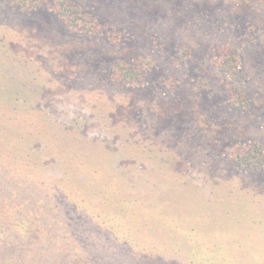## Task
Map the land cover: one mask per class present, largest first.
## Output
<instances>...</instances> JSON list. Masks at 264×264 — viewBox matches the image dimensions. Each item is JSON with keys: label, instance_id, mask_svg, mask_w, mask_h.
<instances>
[{"label": "rangeland", "instance_id": "rangeland-1", "mask_svg": "<svg viewBox=\"0 0 264 264\" xmlns=\"http://www.w3.org/2000/svg\"><path fill=\"white\" fill-rule=\"evenodd\" d=\"M0 221V264H264V0H0Z\"/></svg>", "mask_w": 264, "mask_h": 264}, {"label": "trees", "instance_id": "trees-1", "mask_svg": "<svg viewBox=\"0 0 264 264\" xmlns=\"http://www.w3.org/2000/svg\"><path fill=\"white\" fill-rule=\"evenodd\" d=\"M24 1H26V0H24ZM73 23V22H72ZM98 211H100V208H99V210ZM7 213V212H6ZM96 217H97V219L99 220V215H97L96 214ZM113 219H114V224H116L117 222H119V218L118 217H116V216H114V217H112ZM102 219V218H101ZM3 221V220H2ZM2 221H0V223L2 222ZM8 223H10L9 221H7ZM172 223V222H171ZM2 224V223H1ZM25 223L23 222V221H21V220H12L11 221V224H10V227H14L15 228V231L18 233V231H20L21 233H22V231L21 230H19V229H21V228H23ZM19 227V228H18ZM177 232L178 231H180V230H176ZM192 234H194V233H192ZM136 244H137V246L140 248V247H142V248H140V249H143V251H140V255H139V259L141 258L143 261H146V262H150L153 258L154 259H156V260H158V257L157 256H160V255H162L163 254V252H159V251H157L155 248H151L150 246H147L146 244H142V243H140V242H138V241H136ZM131 253V252H130Z\"/></svg>", "mask_w": 264, "mask_h": 264}]
</instances>
